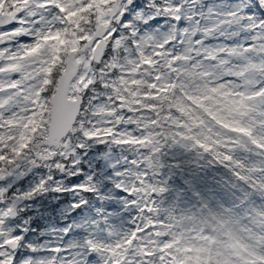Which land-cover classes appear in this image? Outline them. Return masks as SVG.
Segmentation results:
<instances>
[{"label": "snow or ice", "instance_id": "obj_1", "mask_svg": "<svg viewBox=\"0 0 264 264\" xmlns=\"http://www.w3.org/2000/svg\"><path fill=\"white\" fill-rule=\"evenodd\" d=\"M0 264H264V0H0Z\"/></svg>", "mask_w": 264, "mask_h": 264}]
</instances>
